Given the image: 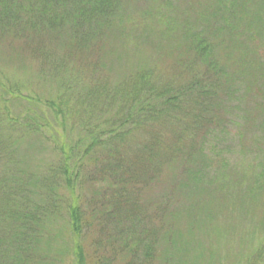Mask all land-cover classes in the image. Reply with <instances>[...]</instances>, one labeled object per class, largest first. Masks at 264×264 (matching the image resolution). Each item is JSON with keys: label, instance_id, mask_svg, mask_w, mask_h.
<instances>
[{"label": "trees", "instance_id": "obj_1", "mask_svg": "<svg viewBox=\"0 0 264 264\" xmlns=\"http://www.w3.org/2000/svg\"><path fill=\"white\" fill-rule=\"evenodd\" d=\"M123 1L0 0V36L29 50L39 76L58 88L39 103L23 96V83L9 82V98L44 106L20 127L43 138L50 131L56 158L40 175L13 174L6 161L14 148L0 141V264H42L38 247L57 216L75 264H155L157 234L143 196L170 169L178 176L169 194L206 175L225 180L232 169L219 147L233 117L237 153L256 159L253 183L264 192V101L251 86L256 78L264 87V0H186L193 18L180 17L181 42L167 62L113 78L102 54L109 38L127 32ZM133 32L138 46L142 34ZM235 96L238 106L228 109ZM251 257L247 264H264V239Z\"/></svg>", "mask_w": 264, "mask_h": 264}, {"label": "rangeland", "instance_id": "obj_2", "mask_svg": "<svg viewBox=\"0 0 264 264\" xmlns=\"http://www.w3.org/2000/svg\"><path fill=\"white\" fill-rule=\"evenodd\" d=\"M185 1H123L122 12L127 32L125 37L109 38L102 54L109 64L106 69H110L113 78L126 75L144 62L159 65L164 64L163 60L167 62L168 51L181 42V32L177 28L180 17L193 18L192 1ZM257 1L254 0V6ZM167 3L172 7L163 10L162 6L166 7ZM133 29L142 34V42L138 46L134 42L137 43L140 38L135 37ZM59 52L53 50L56 56H59ZM35 59L29 50H20L10 36H0V141L6 148H14L12 160L7 157L9 161H6L13 174L25 171L40 175L45 172L47 163H53L56 158L53 145L48 143L50 131L42 130L43 138L36 133L26 134L20 127L26 118L33 116L32 112L45 111L44 106L28 105L26 98L11 99L6 93L13 78L26 86L23 96H34L35 102L36 99L41 103L54 98L57 85L39 76L42 72ZM228 66L234 68L237 65L230 63ZM254 79L251 80V86L255 87L252 95L257 101H264V87ZM239 99V96H235L227 108L238 106ZM4 100L8 101L3 106ZM239 122V118H232L228 140L219 147L225 152L228 166L236 169L226 173L225 180L221 178L220 183L225 181V186L218 187V180L209 177L210 181L206 175L202 181L194 184L183 181L184 185H178L181 189L172 187L173 192L169 194L171 186H168L171 182L176 185L174 178L178 176L170 169L164 174L160 186L143 196V200L151 203L150 225L157 234L158 257L155 264H247L251 261L252 252L264 239V192L253 183L257 175L254 171L256 159L237 153L235 141ZM5 149L2 147L0 150L4 155ZM260 183H264V178ZM166 195L170 197L169 202H166ZM57 220L49 227L47 239L40 243L38 256L42 264H75L72 253L74 241L65 230L66 221L60 216H57ZM60 232H63L62 235Z\"/></svg>", "mask_w": 264, "mask_h": 264}]
</instances>
